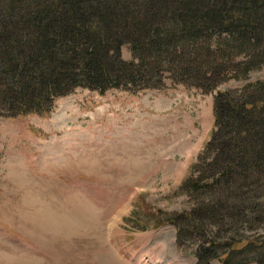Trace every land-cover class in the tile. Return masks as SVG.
Wrapping results in <instances>:
<instances>
[{
	"label": "trees",
	"instance_id": "1",
	"mask_svg": "<svg viewBox=\"0 0 264 264\" xmlns=\"http://www.w3.org/2000/svg\"><path fill=\"white\" fill-rule=\"evenodd\" d=\"M263 64L264 0H0V117L46 116L78 88H162L166 74L211 93ZM252 86L214 98V139L180 185L192 207L167 220L198 241V264H264V239L237 235L264 226V82Z\"/></svg>",
	"mask_w": 264,
	"mask_h": 264
},
{
	"label": "rangeland",
	"instance_id": "2",
	"mask_svg": "<svg viewBox=\"0 0 264 264\" xmlns=\"http://www.w3.org/2000/svg\"><path fill=\"white\" fill-rule=\"evenodd\" d=\"M263 82L264 64L211 93L166 74L162 88H79L46 116L0 117V264H198V241L167 221L192 207L186 166L214 139L217 94L243 99ZM238 234L245 245L264 226Z\"/></svg>",
	"mask_w": 264,
	"mask_h": 264
},
{
	"label": "bare ground",
	"instance_id": "3",
	"mask_svg": "<svg viewBox=\"0 0 264 264\" xmlns=\"http://www.w3.org/2000/svg\"><path fill=\"white\" fill-rule=\"evenodd\" d=\"M115 237V236H114ZM117 248V250L119 251V252H121L122 253V249L121 248H118V247H116ZM111 257V256H110ZM110 257H108V258H106L107 260H109V259H111ZM114 261H118V260H116V259H113ZM155 263V262H154ZM138 264H144V263H138Z\"/></svg>",
	"mask_w": 264,
	"mask_h": 264
}]
</instances>
